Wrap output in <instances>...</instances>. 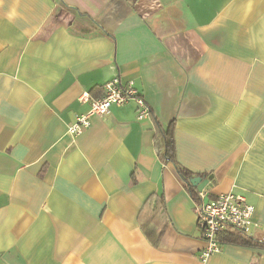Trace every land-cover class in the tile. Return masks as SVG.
<instances>
[{
  "label": "crops",
  "instance_id": "obj_1",
  "mask_svg": "<svg viewBox=\"0 0 264 264\" xmlns=\"http://www.w3.org/2000/svg\"><path fill=\"white\" fill-rule=\"evenodd\" d=\"M114 77L151 115L129 101L69 134ZM171 122L194 188L242 195L264 243V0H0V264H264L223 241L199 259L194 198L159 158Z\"/></svg>",
  "mask_w": 264,
  "mask_h": 264
},
{
  "label": "built area",
  "instance_id": "obj_2",
  "mask_svg": "<svg viewBox=\"0 0 264 264\" xmlns=\"http://www.w3.org/2000/svg\"><path fill=\"white\" fill-rule=\"evenodd\" d=\"M102 89L103 93L99 97H93L88 92H83L78 97L80 102L89 103V110L77 117L68 127L69 134L73 136L81 134L89 127L92 115L107 116L112 105H123L129 101L136 104L137 120L151 115L149 106L131 80L123 81L120 77H114L105 82ZM194 211L200 236L204 241L199 259L205 261L210 255L220 251L222 246L220 235L228 230L248 232L254 207L239 194L227 192L210 197L207 191L199 189L194 197Z\"/></svg>",
  "mask_w": 264,
  "mask_h": 264
},
{
  "label": "trees",
  "instance_id": "obj_3",
  "mask_svg": "<svg viewBox=\"0 0 264 264\" xmlns=\"http://www.w3.org/2000/svg\"><path fill=\"white\" fill-rule=\"evenodd\" d=\"M61 1V0H59ZM150 17L146 18L145 20H149ZM173 129H174V122H171L166 129H163L162 133V149L159 154V158L162 162H171L175 166V170L177 174L186 181L189 191L191 193V196L194 198L196 193V188H194L189 180L194 177L189 171H187L185 168L181 167L176 161H175V143L173 138ZM200 176V175H199ZM161 230V229H160ZM145 234L147 235V238L151 240L153 245H157L158 241L160 239V236L162 234V231H160L159 236L154 239L149 235L146 230ZM221 242H232L237 243L241 245H247L252 247H262L264 248V243L259 242L255 240L253 237H250L249 234L244 233L240 230H228L222 235H220Z\"/></svg>",
  "mask_w": 264,
  "mask_h": 264
},
{
  "label": "water",
  "instance_id": "obj_4",
  "mask_svg": "<svg viewBox=\"0 0 264 264\" xmlns=\"http://www.w3.org/2000/svg\"><path fill=\"white\" fill-rule=\"evenodd\" d=\"M201 181H202V176H199V175L194 176V177H192V178L189 180L190 184H191L193 187H196L197 185H199V184L201 183Z\"/></svg>",
  "mask_w": 264,
  "mask_h": 264
}]
</instances>
